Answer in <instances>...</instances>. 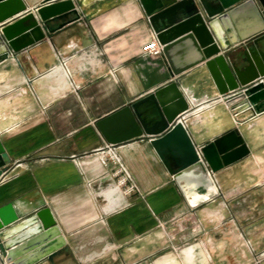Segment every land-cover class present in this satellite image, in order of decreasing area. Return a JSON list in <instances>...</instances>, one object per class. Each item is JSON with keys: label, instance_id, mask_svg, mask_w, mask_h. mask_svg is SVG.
I'll use <instances>...</instances> for the list:
<instances>
[{"label": "crops", "instance_id": "obj_1", "mask_svg": "<svg viewBox=\"0 0 264 264\" xmlns=\"http://www.w3.org/2000/svg\"><path fill=\"white\" fill-rule=\"evenodd\" d=\"M22 2L0 26L31 12L45 37L0 60V146L10 160L0 206H48L67 239L52 261L35 264H264V187L250 169L264 162V109L240 119L249 155L208 171L217 194L192 207L206 189H181L148 137L113 145L137 185L124 199L108 187L113 166L99 162L108 143L97 120L175 79L193 109L185 129L200 147L234 127L228 105L200 112L218 97L207 73L195 66L172 76L162 51L142 52L155 36L138 0H73L75 13L44 24L35 13L42 0ZM238 194L248 201L235 202Z\"/></svg>", "mask_w": 264, "mask_h": 264}, {"label": "water", "instance_id": "obj_2", "mask_svg": "<svg viewBox=\"0 0 264 264\" xmlns=\"http://www.w3.org/2000/svg\"><path fill=\"white\" fill-rule=\"evenodd\" d=\"M138 1L155 39L162 44L172 76L199 66L218 96L233 93L232 99L242 98L238 104L243 112L264 109V0ZM74 7L73 0H42L35 13L44 24L51 17L75 13ZM23 10L22 0H0V21ZM44 37L41 25L26 12L0 26V60ZM191 107L174 79L103 116L95 127L110 145L148 137L181 189H206L202 198L190 203L192 207L217 194L208 171L217 172L248 156L250 148L237 126L205 145H194L180 120ZM148 118L157 121L149 124ZM9 162L0 146V176ZM62 248L67 249V239L50 207L25 211L18 201L0 206V253L7 264L52 261Z\"/></svg>", "mask_w": 264, "mask_h": 264}, {"label": "built area", "instance_id": "obj_3", "mask_svg": "<svg viewBox=\"0 0 264 264\" xmlns=\"http://www.w3.org/2000/svg\"><path fill=\"white\" fill-rule=\"evenodd\" d=\"M162 49V44L158 43L156 39H152L151 41L145 43V45L142 47V52L146 54H152V55H157L161 52ZM186 95V92H185ZM233 93L230 94H225L223 96H218L217 98L214 99H206L202 102H200L199 108L204 110V108L210 107L213 104L223 101L227 102V99H230L232 97ZM187 101H189V104L191 105L190 99H188V96L186 95ZM198 108V109H199ZM192 110V107L190 108ZM190 110L186 112L185 114L182 115L181 117V122L184 124L185 122V117L188 113H190ZM99 162L101 164H111L112 166L115 167V170L113 172L114 175H118L119 179L117 181V186H124L127 182L129 183L128 187H125L126 193L134 192V189L136 188V185L134 182H132V176L129 175L123 161H121L119 154H117L115 147L110 144H106L99 150V155H98ZM0 264H7L5 260L3 259L1 253H0Z\"/></svg>", "mask_w": 264, "mask_h": 264}, {"label": "rangeland", "instance_id": "obj_4", "mask_svg": "<svg viewBox=\"0 0 264 264\" xmlns=\"http://www.w3.org/2000/svg\"><path fill=\"white\" fill-rule=\"evenodd\" d=\"M230 99H232V98H230ZM230 99H227L228 100V114L231 116V118L233 119V121H234V126H237L238 128L242 125V123H244L243 121H240V119H242L243 117H245V115H248V113L249 114H252L251 113V111L250 110H248V111H245V112H243L241 109H240V106H239V102L240 101H242V98H233L232 100H230ZM226 103V102H225ZM211 107V106H210ZM204 109H209V107H207V108H204ZM202 111H204V110H202ZM201 111V112H202ZM262 110H260L259 112H261ZM259 112H257L258 113V115L260 114ZM258 115H256V116H258ZM256 116H251L250 117V119H252V118H254V117H256ZM240 129V128H239ZM124 163V162H123ZM125 165V164H124ZM250 165H252V166H250V169H253V171H255L256 173H255V177H254V179H255V184L257 185V186H262V187H264V162H259V163H256L255 161L254 162H252V164H250ZM125 167H126V165H125ZM113 170L111 171V182H109L110 184L108 185V187H110L111 185V187H113V186H116L117 185V181H118V179H119V176L118 175H114L113 174V172H114V170H115V167L113 166ZM127 169V168H126ZM128 171V170H127ZM128 173H129V171H128ZM129 175H130V173H129ZM113 177H115V180H113ZM132 182H134L133 181V178H132ZM134 184H135V182H134ZM136 185V184H135ZM129 186V183L127 182L124 186H119V191H121V194L123 195V197H124V199H125V197L127 196H131L132 194H134V192H138V190H137V185H136V188L134 189V192L132 191V192H130V193H126L127 191H125L124 189H125V187H128ZM109 191H110V189H109ZM259 193V192H258ZM261 193V192H260ZM105 194H107L108 195V193L106 192ZM260 195V194H259ZM263 194L261 193V196H262ZM235 202H240V203H243V202H246V201H248V197H247V195L246 194H238V195H236L235 196ZM99 207H101L100 205H98ZM250 246V245H249ZM250 248H252L251 246H250ZM264 253V250L262 251V252H260L259 253V255L260 254H263Z\"/></svg>", "mask_w": 264, "mask_h": 264}, {"label": "bare ground", "instance_id": "obj_5", "mask_svg": "<svg viewBox=\"0 0 264 264\" xmlns=\"http://www.w3.org/2000/svg\"><path fill=\"white\" fill-rule=\"evenodd\" d=\"M61 69H62V68H61ZM61 69H60V70H61ZM54 70H55V69H54ZM52 71H53V70H52ZM62 71H63V70H62ZM50 72H51V71H50ZM50 72H49V73H50ZM53 72H55V71H53ZM53 72H51V73H53ZM57 73H59V72H57ZM57 73H56V74H57ZM62 73H63V72H62ZM64 75H65V74H64ZM60 76H61V75H60ZM62 76H63V75H62ZM191 106H192V105H191ZM251 106H252V105H251ZM190 112H193V109L190 110ZM188 114H190V113H188ZM188 114H187V115H188ZM257 114H258L257 112H253V114H251V116H256Z\"/></svg>", "mask_w": 264, "mask_h": 264}]
</instances>
